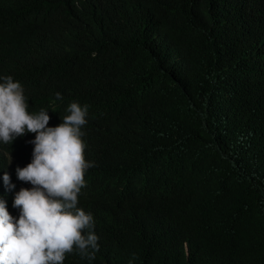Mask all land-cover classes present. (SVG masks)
<instances>
[{
	"label": "trees",
	"instance_id": "obj_1",
	"mask_svg": "<svg viewBox=\"0 0 264 264\" xmlns=\"http://www.w3.org/2000/svg\"><path fill=\"white\" fill-rule=\"evenodd\" d=\"M5 76L49 127L88 106L99 250L64 264H264V0H0ZM34 139L0 143L16 219Z\"/></svg>",
	"mask_w": 264,
	"mask_h": 264
},
{
	"label": "clouds",
	"instance_id": "obj_2",
	"mask_svg": "<svg viewBox=\"0 0 264 264\" xmlns=\"http://www.w3.org/2000/svg\"><path fill=\"white\" fill-rule=\"evenodd\" d=\"M0 143L11 145L26 133L35 135L32 160L16 168L19 181L32 185L16 193L12 217L0 200V264H64L68 254L95 259L98 237L90 213L77 207L85 174L94 165L85 159L86 144L81 129L88 106L71 103L62 123L49 127L50 116L41 109L28 111L19 82L0 77ZM57 99H61L59 93ZM3 183L11 191L10 176Z\"/></svg>",
	"mask_w": 264,
	"mask_h": 264
},
{
	"label": "rangeland",
	"instance_id": "obj_3",
	"mask_svg": "<svg viewBox=\"0 0 264 264\" xmlns=\"http://www.w3.org/2000/svg\"><path fill=\"white\" fill-rule=\"evenodd\" d=\"M32 185L28 186L26 189H31Z\"/></svg>",
	"mask_w": 264,
	"mask_h": 264
}]
</instances>
